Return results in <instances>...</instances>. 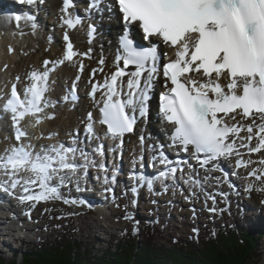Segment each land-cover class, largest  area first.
<instances>
[{
    "label": "snow or ice",
    "instance_id": "obj_1",
    "mask_svg": "<svg viewBox=\"0 0 264 264\" xmlns=\"http://www.w3.org/2000/svg\"><path fill=\"white\" fill-rule=\"evenodd\" d=\"M19 2L36 8L44 0ZM101 2L90 0L89 11H102ZM117 4L124 31L113 62L115 71L103 83H94L89 93L99 107L98 123L106 126L105 137L117 142L112 151L122 147L124 136L134 131L138 119L147 118L154 84L162 75L166 90L159 96V112L171 128V146L189 153V159L195 160L205 173H222L224 182H228L229 173L222 164L234 161L236 169H247L258 163L260 167L253 168L249 177H255L260 186L249 183L247 190L264 192V158L258 161L250 158L253 153L264 157V0H117ZM73 6V0H63L60 18L61 27L66 29L63 58L55 62L45 60L43 71L33 70L22 93L13 84L10 95L0 106L11 114L17 141L0 156V175L8 178L0 181V189L9 192L19 187L23 192L19 201L30 203L31 207L61 199L66 204H84L82 200L64 199L59 189L77 177L81 169L86 176L87 168L94 163L77 146L78 137H73L71 145H42L37 151L22 126L28 117L32 118L33 127L43 119L53 118L46 110L55 106L47 93L50 74L56 66L78 55L90 56L91 49L78 53L69 38L68 31L83 24L82 17L69 11ZM11 19L18 27L22 21L37 27L36 16L32 14H13ZM135 29L142 30L145 40L154 38L151 47L142 48L134 43L131 32ZM96 31V26L89 24V42ZM156 41L172 49L175 59L162 64ZM99 64L104 65L103 58ZM80 67L82 70L83 65ZM96 71L93 70V76ZM64 99L67 101L69 97ZM72 99H76L75 95ZM96 123L89 112L85 126L89 139H100ZM144 139L141 135L142 145ZM241 149H246V153ZM94 151L103 156L104 145L98 144ZM152 151V160L164 165V170L156 176L134 172L130 177L135 181L130 189L133 196L140 187L146 186L151 192L157 181L162 184L166 180L175 181L178 171L183 178L184 168L192 167L188 161L170 160L163 146H153ZM140 160L143 167V156ZM100 168L105 173V184L115 181V173L109 180L107 167L101 163ZM54 180L58 184H53ZM185 182L202 187L200 180L191 175ZM167 189L164 185V190ZM209 198L215 202V197ZM131 203L134 206L135 199ZM125 219L132 220L133 216L129 213Z\"/></svg>",
    "mask_w": 264,
    "mask_h": 264
},
{
    "label": "bare ground",
    "instance_id": "obj_2",
    "mask_svg": "<svg viewBox=\"0 0 264 264\" xmlns=\"http://www.w3.org/2000/svg\"><path fill=\"white\" fill-rule=\"evenodd\" d=\"M56 8L60 10L61 0H58L56 2ZM0 9H1V6H0ZM23 24L24 23H21V25H23ZM20 29H21V30H19V32H21L20 34H17V35L11 34L10 37H7V38L0 37V49H1V52H2V50L4 51V53L2 52V55H0V67L1 66L3 67V64H4L3 60L6 59L7 60L6 63L8 64L6 72L10 71L11 75H19L20 74V76L23 78V82H29V74L33 70H38V71L44 70L43 62L45 60L53 62V59H56V61H58V60L63 58V55L65 53V47H66V42L64 41L63 36H64V32L66 29H65V27H63L61 40H59L55 44H52V46H49L47 44L46 45L38 44L36 46V44H33V41H30L29 42L30 47L27 50L29 52H27V55H26L27 57L23 56L24 52H23L22 46L20 48L18 47V43H17L18 40L16 38L10 39V38H13V36H16L17 38L23 39L22 36L27 31H25L26 29H23L22 27ZM49 31H51V30H49ZM68 34H69L70 40L73 41V45L75 46L76 51L78 53H88L89 48H92V47L94 48L93 52L90 53L89 57L85 56V55H78V56L74 57V59L70 62L65 61V65L67 66V68L69 67L68 72H66L68 76H74L75 75V64L76 63H77L76 67L81 66V64L84 66V72L82 75V79L84 81H86V83L88 82L89 79H91V81H93L95 79L100 80L104 76L106 77V75L111 74L113 72V69L115 68L114 63H113L114 59H115L114 56L110 53H106L104 51H101L95 43L89 42L87 39L88 38L87 34L86 33L83 34L81 27L73 29V30H69ZM26 39H27V37H26ZM8 44H11V46ZM1 45H2V47H1ZM21 45H22V43H21ZM14 48H15V50L13 51V54L10 55V52H11L10 50L14 49ZM101 58L104 59V65L99 64V60ZM9 60H11V61L9 62ZM21 64H23V65H21ZM49 66H51V64ZM101 67L103 68V71H99V69ZM63 69H65V68H63ZM94 69H96L97 71H96L95 75L93 76V70ZM27 72H28V74H27ZM24 73L26 74L25 77H23ZM91 73H92V76H91ZM93 103H94L93 99L87 100L86 109L88 111L92 109ZM50 112L57 113V110L55 108H51ZM79 115H80V118L83 117V114L79 113ZM46 122H47V120L44 121V125H46ZM64 123H65L64 121H60L58 118L52 120V125H55V126L60 127V128L62 127L61 128L62 130H63V125H64L65 130H67L68 124H64ZM50 132H52L51 128H48V132H47L48 136H50L49 135ZM36 134L38 135V137L41 138V131L37 130ZM241 135H243V133ZM52 138L53 137L51 136V139H49V141H51ZM131 139H133V138H131ZM40 142L46 143L47 141L45 139H40ZM255 142L256 141L254 140L253 144H255ZM240 151L246 153L247 150L241 149ZM98 158L101 159V156H99ZM248 158H249L248 155H246L245 159H248ZM250 158L254 161H258L264 157H262L260 154L253 153V154H251ZM234 164H235V162H234ZM113 167L115 168L118 166H113ZM259 167H260V165L258 163H256V164L250 165L247 169L239 168V169H236V171H235V173L236 172L239 173L238 175L240 176L242 183H243L242 186L244 187V188L243 187L242 188L245 189L244 191H242V193H246V196L248 197V198H246V197L243 198V201L245 202V204L248 203L254 207L253 208L254 213H250V211H252L251 208L250 209L247 208L246 209V212H247L246 216L247 217L244 218L243 224H241V225L231 224V225L223 226V227H228V228H234L236 230H239V232L246 230V231L252 233L256 239L258 238V236L261 237L262 235H264V192H260L257 190H253V191L249 192L247 190V185L249 183H252L256 186H260V182L256 181L255 177H249V173L252 171V169L253 168H259ZM232 173H233V171L231 172V177H229V179H228V183L231 181L232 184L235 185V182L233 181V178L235 180V175H233ZM107 174H108V177L110 178L114 174V172L108 171ZM201 174H204V178H202V179H201V176H199ZM101 176H102V179L104 181L105 173L101 172ZM117 177H119V176H117ZM123 177H124V179L119 177L114 182H110L108 184L104 183V186H101V182H98L96 184V186L93 185L92 182H88V183L85 182L84 183V185H88L89 187L92 188V191L86 194L87 195L86 198L89 199L88 201H92L95 204L102 202L101 203V206H102L104 204L103 201L105 199H107V197L109 200V202L106 204V205H109V207L101 209V210L100 209L95 210L96 209L95 207H94L95 209L92 207H90V208L89 207H85V208L77 207L78 208L77 213L81 214V216L83 217L82 218L83 220H85L87 217L94 216L92 218H94L97 222L96 224H92V225L88 226V229L90 232H88L87 234H83L84 238L88 239V245H87V248L84 250V252H88L89 254H92L93 249L95 247H97V250H101V251L104 250V251H108V253H109V251L111 250V247L114 243V240H117V242H118L117 244H115L116 248L119 247V244H120L119 241L122 238H124L127 230H132V231H133V229L138 230L139 237H140L141 235L144 234L143 230L149 232L150 227L151 226L154 227V225L150 226V224H153V222L156 219L159 221H155V224L160 223L161 226H164V227L168 226V230H170V228L173 224L172 223L173 220H176V219H177V221H178V219H180V221L182 220V218H180V217L178 218L175 215L176 211H177V213H180V214H183V213L184 214L185 213L191 214V212H196L195 208L198 207V208L202 209V214L213 216V214L210 213V211H209L211 209L209 204H214V205L218 204V208H221L222 206H224V204L220 201L221 199H225L227 201V204H230V205L235 203V200H236V203L239 204V201L237 200V197H236V194L240 191L239 187L237 186V184H239V182L238 183L236 182V186H232L230 188L227 185H223V182H224V180L222 178L223 174L220 172L205 173V171L203 169H201V170H199V173L197 175L195 174V179H199L201 182V185H202V187L198 186L200 189V194H199L200 196L197 197L200 201H201V198L204 200V201H201V204L195 200L192 201V203L185 202V200L182 196L183 194H181L182 192H179V190L177 192L178 187H177V189L172 190L171 186L169 187L170 192H166V193H159L158 192L156 194H154L155 192L150 193L149 190L147 191V187H145V186L140 187L138 190V193L135 196H133L130 189H128V187H129V183H128L129 182V175H126V173H124ZM217 177H220L221 179L218 180V179H216ZM236 179H239V178H236ZM166 182H169V180L168 181L166 180ZM221 182H222V184H221ZM211 183H214V185H212V186H215V189H213L210 186ZM181 184H183V182H181ZM108 186L111 187V191L113 194L112 196L107 195V194H110L111 191L107 192L105 194L99 193L97 187L103 188V187H108ZM123 188H126L125 190L127 191V194L129 195L130 203L133 199H135V201H136L134 206L132 205V203L130 204L131 214L132 215H133V213L135 214V209L137 207L140 210L142 208L143 213H142V211H140V213L144 215V218H145L144 220H145L147 226L144 225L142 228L140 227L141 229L140 228H132L130 226L125 227L124 229L121 230V234H119L120 236L118 237L117 233L115 232L117 229L113 225L112 226L113 228L109 231V235L107 237L102 236V238H101V235L99 233H101V230L103 227H102V225H99L96 215H98V217L101 216L104 218H107L109 215H111L113 212L107 211V210L110 207L112 208L113 201L119 202V200H121V198L119 199V197L124 194V192L121 191ZM157 188L161 189V187H159V186ZM185 189H186V191L187 190L189 191L188 187H185ZM217 191H219V192H217ZM218 193H221V195ZM233 194H234V196H233ZM64 195H66L68 198L80 196L77 193H70L69 194L68 192H65ZM86 195H84V196H86ZM207 196H208V198H207ZM209 197H215V202L212 199H210ZM83 198H85V197H83ZM50 202L51 201L40 202V203L36 204L35 209L32 212L33 218L39 217V215H40L39 210L42 207V205H41L42 203H47L49 205ZM120 202L122 205L124 204V206L127 205V202L124 201V199H122ZM174 203L176 204L175 207H173ZM205 203L206 204L208 203V206H205ZM141 204H142V207H139ZM192 204L194 205L193 209H190L187 207V205L192 206ZM245 204H242V206ZM29 205L30 204H27V206H29ZM60 206H63V204L60 203ZM184 207H186V208H184ZM56 208H57V205H56ZM56 208L54 207V209H56ZM28 209H30V208H28ZM72 211H74V208L73 209L70 208L69 210H66L65 215L67 218L70 217V214ZM121 212H122L121 210H117L115 213L120 214ZM54 213H57V212L54 211ZM149 213L152 214V216H153L152 218L155 219L154 221L151 219L148 220V217H145V215L149 214ZM253 214L255 216H253ZM137 215H139V214L137 213L136 216ZM241 218L242 217L238 215V220ZM65 220H66L67 224H69L71 222L69 219H65ZM135 220H136V218H135ZM137 220H139V219H137ZM57 222H58V224H60L59 221H57ZM40 225H42V224L38 223V227ZM148 225H149V228H147ZM174 225H176V224H174ZM117 228L119 229V227H117ZM66 230L70 231L71 228L67 227ZM56 238H60V237H56ZM197 238L202 239V237H199V236L196 237L195 239H197ZM103 240L106 241V245H107L105 247V249H102V246L105 243ZM191 242L192 241H190V243ZM185 243H187V242L185 241ZM104 256H106V255L103 254L100 257H104ZM94 257H98V255L95 254Z\"/></svg>",
    "mask_w": 264,
    "mask_h": 264
},
{
    "label": "rangeland",
    "instance_id": "obj_3",
    "mask_svg": "<svg viewBox=\"0 0 264 264\" xmlns=\"http://www.w3.org/2000/svg\"><path fill=\"white\" fill-rule=\"evenodd\" d=\"M23 39L21 38H17L16 36H14L13 38L10 39H14L16 38L18 40V47L20 48L22 46L23 48V56L27 57V51L28 48L30 47L29 42L30 41H35L33 44H36V46L38 44H49L47 42H45V40H42L40 38H36L32 35H27V34H23ZM27 37V39H26ZM23 41V42H22ZM22 43V45H21ZM2 47V45H1ZM15 50V48L10 52V55L13 54V51ZM2 52L4 53V51L2 50ZM1 49H0V55H2ZM15 59V58H14ZM4 62L7 61L6 59L3 60ZM11 60H9L10 62ZM24 62V61H23ZM22 62V63H23ZM23 65V64H21ZM69 68V67H68ZM14 74V73H13ZM28 74V72H27ZM25 73L23 74V77H25ZM11 76V75H10ZM15 77L17 79V77H19L20 79V75H12V77ZM59 114H54V118H58ZM49 126V128L51 127L53 130H56V135H59L58 129L56 127H53L51 122H49L47 124ZM38 135H33L34 139H37ZM43 139L48 138L47 135L42 137ZM40 139V138H39ZM1 143H5L6 145L9 146L10 141L9 139H5L3 141H0ZM236 175V178H238ZM240 177V176H239ZM235 178V184L236 182L239 184H237V186L239 187V192L236 194L237 200L239 201V204H235L232 207H228L227 201L225 199H221L220 201L224 204V206H220L221 208H218V204L214 205V204H209V206L211 207V209L215 208L216 211L213 212L211 211V209L209 210L210 213L213 214V216L211 215H206V214H202V209L201 208H195L196 212H191V214H180L177 213V211L175 212V215L179 218H182V220L180 221V219L177 221L173 220V224L170 228V230H168V226H161L160 223L155 224V219L152 218V214H146L145 217H148V220H155L153 222L154 225L150 227V232H147L148 234L151 235L152 239H150L149 241L153 242L154 244H157L160 247H163L164 249L168 250V251H172L175 249H180V245L182 244L183 246H185L184 242L186 241V244L191 245L190 241L193 237H202V238H207L211 232H215L216 230H218L219 228H222L223 226L226 225H231V224H235V225H241L244 222V218H246L247 216H241L242 218L238 220V215H239V207H242V204H245V202L243 201V198H248L246 196L245 193H242V191H244L245 189H243L244 187L242 186L243 183H240L241 178L236 179ZM132 184V183H131ZM214 183H211L210 186L215 189ZM225 185L232 187L231 184H228L225 182ZM185 187L189 188V191L185 189ZM185 187H179V192H182L181 194H183V198L185 200V202L188 203H192V201H198L201 204V201H204L201 198V201L197 198L198 196H200V190L198 186H193L190 183H186L185 182ZM243 187V188H242ZM218 192V191H217ZM219 194V193H218ZM234 196V194H233ZM121 198L124 199V201L127 202V207L124 206V204H121V200L118 201H113L112 204V211L113 212L111 215H109L107 218H101L100 216H97V221H99V225H102V230L101 233H99L101 236L103 237H107L109 235V231L113 228L112 226H117L119 227V229H117L115 232L117 233V236L119 237L121 234V230L124 229L125 227H132V228H142L144 225H146L145 222V218L144 215L142 214L141 217L139 218V220H134V214H131L130 211V204H129V200L127 199V197L123 194L119 197V199ZM208 198V196H207ZM50 204L48 205L47 203H42V207L39 210V217L37 219H35L36 222L41 223L42 225H40L39 227V232L42 233L44 236H46V238H48L49 240H53L56 237H66V239H71V238H75L76 240H78L80 243V246L82 248V250L84 251L87 248L88 245V239L84 238L83 234H87L89 231L88 226L92 225V224H96V220L92 217L94 216H90L87 217L85 220H83L81 214L77 213L78 212V208H75L74 211L71 212L70 217L67 218L65 215L66 210H69L70 208H66L65 205L60 206V203H62L60 200H50ZM236 201V200H235ZM120 203V204H119ZM55 205V206H54ZM57 205V208H56ZM246 205V204H245ZM142 207V204L140 205ZM205 206H208V203H205ZM244 206V205H243ZM54 207L56 209H54ZM175 207V206H173ZM188 208L193 209L194 205H187ZM35 207H33L34 209ZM186 208V207H184ZM117 210H121L122 212L120 214H116L115 212ZM54 211H56L57 213H54ZM142 213H143V209L141 208ZM131 214L133 216L132 220H128L125 219V216L127 214ZM189 213V212H188ZM169 214V213H168ZM65 219H69L71 222L69 224L66 223ZM60 222V224H58V222ZM162 221V220H161ZM57 222V223H56ZM62 222V223H61ZM189 222V223H188ZM52 224V225H51ZM176 224V225H174ZM67 227H70L71 230L68 231L66 230ZM140 228V229H141ZM149 228V225L148 227ZM196 229L198 230V232H194L193 230ZM108 231V232H107ZM147 237L146 235H141L139 237V239L145 240ZM39 239H41V237H39ZM189 239V240H188ZM105 243L102 246V249H105L106 245V241L103 240ZM193 241V240H191ZM183 242V243H182ZM117 240H114V243L111 247V250L109 251H104V250H97V247H95L93 249L92 254H88V253H83L82 257L84 258L85 264H93L94 262H101L102 259L100 257H94L95 254H97L98 256H102L103 254L106 255L105 258H108L111 253H114L116 251H118L119 247L116 248L115 244H117ZM173 248V249H172ZM254 249L256 251V261L257 264H264V235H262L261 237L258 236V238L256 239V242L254 244ZM183 251H186L185 248ZM113 258V256H111ZM158 257H160L158 264H171L172 263V259H166L165 257V253H162L160 255H158ZM100 258V259H99ZM18 263H21V257L17 256L16 258ZM11 259H5L4 263L5 264H10Z\"/></svg>",
    "mask_w": 264,
    "mask_h": 264
},
{
    "label": "trees",
    "instance_id": "obj_4",
    "mask_svg": "<svg viewBox=\"0 0 264 264\" xmlns=\"http://www.w3.org/2000/svg\"><path fill=\"white\" fill-rule=\"evenodd\" d=\"M147 232L143 230L147 238L141 241L138 230H127L119 241L118 251L110 252L108 258L98 256L102 261L93 264H158V255L162 253H165L164 258L173 260L171 264H257L256 238L246 230L239 232L222 227L207 238L194 239L191 245L184 242L185 246L181 244L180 249L172 251L149 241L152 237ZM79 243L74 238H56L49 244L35 246L23 264H85L82 255L88 252H84ZM0 264H5L2 259Z\"/></svg>",
    "mask_w": 264,
    "mask_h": 264
}]
</instances>
